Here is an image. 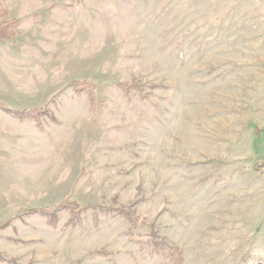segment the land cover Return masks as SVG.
I'll return each mask as SVG.
<instances>
[{
	"label": "rangeland",
	"instance_id": "374dc122",
	"mask_svg": "<svg viewBox=\"0 0 264 264\" xmlns=\"http://www.w3.org/2000/svg\"><path fill=\"white\" fill-rule=\"evenodd\" d=\"M0 3V264H264V0Z\"/></svg>",
	"mask_w": 264,
	"mask_h": 264
},
{
	"label": "trees",
	"instance_id": "16d2710c",
	"mask_svg": "<svg viewBox=\"0 0 264 264\" xmlns=\"http://www.w3.org/2000/svg\"><path fill=\"white\" fill-rule=\"evenodd\" d=\"M15 26H16V19L14 18H9L8 17V12L6 8L0 3V41H13L15 38ZM77 87H87L90 91V94L95 93V85L86 83L85 81L81 82H76L75 84ZM123 85H131V83L126 84L123 83ZM0 107L5 110L7 113L11 114L12 116L18 117L20 119H35V113L38 112L39 110L36 108H31V109H15V108H10L6 104L0 102ZM65 207L72 208L73 210L77 211L79 210V205L76 202L73 201H68V200H61L59 203L52 204L49 206H44V207H36L34 209H31V211H36L40 212L43 214H52L56 211H59ZM126 212V215L132 219L133 214L129 211L128 208L124 209ZM156 239V237H155ZM156 242L160 243L161 240H156ZM172 256L174 257L175 261H180L179 253L180 251L177 248H173L171 250Z\"/></svg>",
	"mask_w": 264,
	"mask_h": 264
},
{
	"label": "crops",
	"instance_id": "0c3cea01",
	"mask_svg": "<svg viewBox=\"0 0 264 264\" xmlns=\"http://www.w3.org/2000/svg\"><path fill=\"white\" fill-rule=\"evenodd\" d=\"M1 108V107H0Z\"/></svg>",
	"mask_w": 264,
	"mask_h": 264
}]
</instances>
